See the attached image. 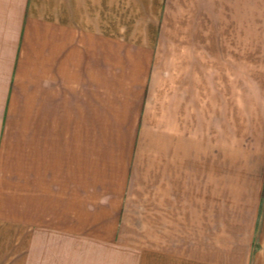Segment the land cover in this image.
<instances>
[{
    "label": "crops",
    "instance_id": "1",
    "mask_svg": "<svg viewBox=\"0 0 264 264\" xmlns=\"http://www.w3.org/2000/svg\"><path fill=\"white\" fill-rule=\"evenodd\" d=\"M0 264H264V0H0Z\"/></svg>",
    "mask_w": 264,
    "mask_h": 264
}]
</instances>
